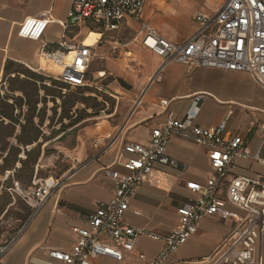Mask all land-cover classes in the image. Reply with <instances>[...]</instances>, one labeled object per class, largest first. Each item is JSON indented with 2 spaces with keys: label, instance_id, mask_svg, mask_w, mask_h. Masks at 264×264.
Masks as SVG:
<instances>
[{
  "label": "built area",
  "instance_id": "built-area-1",
  "mask_svg": "<svg viewBox=\"0 0 264 264\" xmlns=\"http://www.w3.org/2000/svg\"><path fill=\"white\" fill-rule=\"evenodd\" d=\"M68 1L71 7L67 20L61 23V39L53 46L43 43L39 53L40 60L59 68L51 76L53 79L70 86L85 85L93 50L103 43L108 44L109 40L118 44L119 37L113 39L112 34L131 28L133 22L137 28L129 43H139L159 56L162 63L158 72L169 62L189 69L211 67L246 72L264 90V0H220L212 13L195 12V31L181 42L160 35L142 19L147 0ZM50 21L45 15L25 18L17 34L40 40ZM81 28L99 33L95 45H85L82 39L76 41L82 36ZM71 30H75L72 37L68 35ZM42 69L39 66L34 72L42 74ZM202 100L203 94L193 95L192 105L183 118H176L169 112L165 122L151 131L147 144L127 142L121 146L118 158L124 154L128 157L117 163L125 172L120 173L112 166L102 169L112 180L111 198L97 200L94 211L86 216L85 227L74 229L76 240L72 248L69 251L50 250V258L57 264H91L90 259L101 256L122 261L136 248L138 238L146 235L162 245L153 258L139 253L143 264H264V179L261 176H229L239 158L264 164L259 155L262 143L255 152H248L242 136L226 134V119L210 126L195 124ZM161 104L166 108L168 102L163 100ZM173 136L204 147L212 173L204 183L193 180L185 183L192 196L180 209L171 231L162 235L134 227L124 217L138 186L148 180L155 164L185 169L184 164L166 154ZM60 184L52 177L34 182L27 189L14 183L13 189L31 208L29 220ZM210 216L229 221L232 224L230 232L205 256L174 259L178 249L198 232L201 220ZM26 226L25 223L16 237L0 244V257L12 247Z\"/></svg>",
  "mask_w": 264,
  "mask_h": 264
},
{
  "label": "crops",
  "instance_id": "crops-1",
  "mask_svg": "<svg viewBox=\"0 0 264 264\" xmlns=\"http://www.w3.org/2000/svg\"><path fill=\"white\" fill-rule=\"evenodd\" d=\"M219 3L220 0H147L142 19L160 35L181 42L195 31V12L202 10L212 13ZM70 7L68 0H0V82L6 74V66L10 74L15 64L26 66L32 71L41 66L40 49L43 43L53 46L61 39V23L67 20ZM44 15L51 21L40 40L18 36V28L25 18ZM130 26L132 29L123 30L132 32V35L137 24L131 22ZM74 33L75 30H71L68 35L72 37ZM80 33L82 36L76 38V41L82 39V42L96 44V36L91 32L81 28ZM132 44L151 52L139 43ZM144 54L150 71L147 75L130 80L124 73L117 72L123 83L134 85L130 94L134 109L128 116L125 131L120 135L124 142H121L114 157L104 155L74 170L35 216L27 220L22 234L0 257V264H57L48 255L49 251H69L76 240L74 229L85 227L86 216L94 211L95 202L111 198L112 180L102 169L112 166L124 173L117 162L125 161L128 155L118 158L121 146L127 142L147 144L151 131L165 122L169 112L176 118L185 116L192 105L193 95L203 94L195 124L210 126L226 119V134L242 136L245 148L250 153L255 152L262 143L259 155L264 160V90L250 74L211 67L189 69L176 62L167 63L158 72L162 59L152 52ZM163 100L168 102L166 108L161 104ZM166 154L184 164L185 169L155 164L148 180L138 186L124 217L134 227L162 235L171 231L180 209L192 196L185 183L191 180L204 183L212 173L207 150L192 142L173 136L167 145ZM10 174L12 171H6L3 179L6 180ZM229 176H261L264 179V164L250 158H239ZM209 223L225 224V230L218 233L210 243H198L197 239L203 235L200 232ZM231 228L229 221L211 216L203 218L198 232L178 249L173 258H198L209 254ZM191 244L202 248L194 253L182 252ZM161 245L160 241L144 235L138 238L136 248L127 253L122 261L101 256L90 259V262L143 264L138 254L153 258L159 253Z\"/></svg>",
  "mask_w": 264,
  "mask_h": 264
},
{
  "label": "rangeland",
  "instance_id": "rangeland-1",
  "mask_svg": "<svg viewBox=\"0 0 264 264\" xmlns=\"http://www.w3.org/2000/svg\"><path fill=\"white\" fill-rule=\"evenodd\" d=\"M214 1L217 2V0ZM131 33L121 30L119 33L112 34L113 39L119 37L118 44L114 43V40H109L111 41L110 44L103 43L95 48V56L88 68L85 85H61L65 83L51 78L59 71V68L56 70V66L51 62L46 64L40 60L45 71L40 75L46 78L43 83L54 88L57 94H61L62 100L67 105H72L70 115H73L72 119L75 121L64 119L61 122L59 118L61 100L56 99L57 113L53 115L51 108L54 104L50 101V97H47L46 118L41 126V131L45 134L46 139L39 140L40 155L34 166L33 176L30 178L24 176L22 188L27 189L34 182L40 183L51 177L61 182L59 187L61 188L72 172L79 167H83L104 155L114 157L116 150L123 141L120 135L125 131L124 127L128 116L134 109L130 100L134 85L133 83L131 85L123 83L117 72L124 73L130 80L131 78L143 77L150 72L144 52H151L130 44ZM124 44L128 46L124 47ZM113 46L117 47L114 48ZM25 68L29 69L26 66H14L12 71L15 73L4 75L0 82V110L3 109V103H13V115L18 116L20 122H24L28 107L25 102L21 109L15 105L18 103L15 99L23 96V94L18 90L11 91V88L17 86L18 82H10L9 79L17 73L19 79L26 78L22 74V70ZM51 80L57 83L51 82ZM29 87L27 86L28 89ZM42 96L43 91H39V98L41 99ZM41 107L42 104L39 103L37 110ZM50 119H52L51 122ZM7 123L11 125L10 121L5 119L4 124ZM19 129L18 126H15L16 133L19 132ZM9 142L15 143V140L11 138ZM32 147H37V144H33ZM8 148V145L5 146L3 154H6ZM3 177L4 174L0 172V184H2L0 193V244L16 237L20 228L32 214L31 208L13 189L14 182L12 180L5 181ZM56 191L58 190L56 189ZM224 225L222 223L205 225L203 231L200 232L203 233L202 238L197 239V242L210 243L214 241L215 236L225 230ZM201 248L199 245L191 244L187 245V249L182 250V252L194 253Z\"/></svg>",
  "mask_w": 264,
  "mask_h": 264
},
{
  "label": "trees",
  "instance_id": "trees-1",
  "mask_svg": "<svg viewBox=\"0 0 264 264\" xmlns=\"http://www.w3.org/2000/svg\"><path fill=\"white\" fill-rule=\"evenodd\" d=\"M14 66L20 65L15 64L12 68ZM12 73L15 72L13 71ZM7 74H10V70L7 69L6 66L5 75ZM22 74L26 78L19 79L17 73V75L9 80L10 82H18V85L12 87L11 91L18 90L23 94V96H19L15 99L18 102L15 105L21 109L25 102V105L28 107L24 122H20L18 116L13 115V103H3V109L0 110V172L5 174L6 171H12V174H10L5 181L16 180L20 186L24 181V176L29 178L33 176L34 166L40 155L39 140L46 139L45 134L41 131V126L46 118L47 97H50V101L54 104L51 108L53 115H56L57 113L56 99L61 100V105H59V118L61 119V122L64 119H69L73 122L75 121L72 119L73 115H70L72 105H67L65 101L62 100L63 96L61 94H57L54 88L43 83L46 80L43 75L32 72L27 68L22 70ZM51 82L57 83L54 80H51ZM61 85L66 86V84ZM27 86H30L29 89ZM39 91H43L41 99L39 98ZM24 98L26 99L25 101L23 100ZM39 103L42 104V107L37 110ZM5 119H8L11 125L9 123L4 124ZM51 120L52 119H50V122ZM15 126L20 128L18 133H16ZM62 126H64V124H62ZM11 138L15 140V143L9 142V139ZM1 143H4L5 145ZM33 144H37V147L31 148ZM7 145L9 148L6 154H3V152H5V146ZM21 154L23 155L22 157H20ZM17 164H19V167H17ZM1 186L2 185L0 184V189Z\"/></svg>",
  "mask_w": 264,
  "mask_h": 264
},
{
  "label": "bare ground",
  "instance_id": "bare-ground-1",
  "mask_svg": "<svg viewBox=\"0 0 264 264\" xmlns=\"http://www.w3.org/2000/svg\"><path fill=\"white\" fill-rule=\"evenodd\" d=\"M91 33H92L94 36H96V42H97V38L99 37V33L94 32V31H92ZM83 44L88 45V46H93V45L90 44L89 42H83ZM94 45H95V44H94ZM55 69L57 70V67H56Z\"/></svg>",
  "mask_w": 264,
  "mask_h": 264
}]
</instances>
